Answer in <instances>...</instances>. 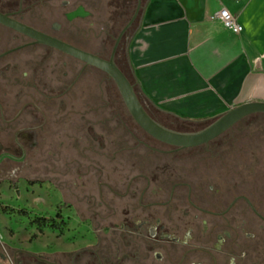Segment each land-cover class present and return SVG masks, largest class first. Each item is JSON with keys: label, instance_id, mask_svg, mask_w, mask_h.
Instances as JSON below:
<instances>
[{"label": "rangeland", "instance_id": "1", "mask_svg": "<svg viewBox=\"0 0 264 264\" xmlns=\"http://www.w3.org/2000/svg\"><path fill=\"white\" fill-rule=\"evenodd\" d=\"M98 1L93 17L66 38L109 59L135 6L124 7L121 0ZM134 24L120 40L118 61ZM30 42L18 35L6 51ZM1 67L8 69L0 70V103L5 106L0 113V264H83L89 256L83 250L61 252L82 239L81 233L94 245L87 249L98 251L103 259L131 254L138 240L132 236L135 222L152 218L151 225L166 218L167 210L146 212L144 207L169 201L172 189H177L175 227L180 234L190 231L198 240L195 247H210L202 221L209 227L211 220L187 203L189 189L246 193L264 217V116L237 123L205 146L178 150L135 124L104 73L84 68L69 56L31 45L8 55ZM19 111L22 116L6 124ZM82 114L95 125L93 140L80 139L84 135L72 129ZM151 116L175 132L199 131L195 124ZM22 134L27 135L23 140ZM197 192L192 203L201 200ZM67 220L77 224L70 226ZM246 232V264H264V222L250 209Z\"/></svg>", "mask_w": 264, "mask_h": 264}, {"label": "crops", "instance_id": "2", "mask_svg": "<svg viewBox=\"0 0 264 264\" xmlns=\"http://www.w3.org/2000/svg\"><path fill=\"white\" fill-rule=\"evenodd\" d=\"M95 2L99 1L0 0V12L9 14L19 6L22 22L27 26L49 35L50 30L56 31L61 34L54 36L57 39L94 54L66 38L85 21H69L66 15L82 7L93 17ZM139 2L140 11L122 59L115 57V63L134 86L139 101H145L147 107L140 103L151 119L157 122L151 114L165 116L198 125L201 130L230 109L264 103V0ZM222 9L235 18L241 32L233 33L223 27L217 18ZM53 25L58 28L52 29ZM17 36L0 25V52L16 42ZM261 116L264 115L249 116L238 124ZM94 126L82 114L72 129L84 135L80 139L93 140ZM76 133L71 134L74 140L78 138ZM68 223L73 226L75 222ZM85 234L81 233L82 239L61 252L72 254L94 246L83 240Z\"/></svg>", "mask_w": 264, "mask_h": 264}, {"label": "flooded vegetation", "instance_id": "3", "mask_svg": "<svg viewBox=\"0 0 264 264\" xmlns=\"http://www.w3.org/2000/svg\"><path fill=\"white\" fill-rule=\"evenodd\" d=\"M121 1L124 7L126 5L130 6L131 4H134L136 9L137 2L133 0ZM18 7L12 13L18 12V15H16L15 18L22 22V8ZM91 18L92 15L89 13L88 17L82 19L87 20ZM52 29H56V26L53 25ZM18 35L22 36L20 34ZM127 39L128 36L125 40V44ZM8 51L2 52L0 56ZM18 51L19 50L10 54ZM8 55L0 57V62ZM2 69L5 70L8 68L1 67L0 70L2 71ZM4 109L5 106L0 103L1 114H3ZM22 114L23 111H19L16 117L8 121L6 124L16 122ZM25 136L27 135L22 134L20 139L23 140ZM30 137L31 139H34V135H31ZM1 148L2 146L0 145V149ZM176 190L177 189L171 190L169 201L144 207L143 210L146 212L153 208H163L164 210H167L166 218H157L151 225L149 222L152 218L135 222L137 225H134L135 232L132 233V236L138 240L134 244V250L131 251V254L125 253L120 257L111 258L112 261H110L103 259L96 250L85 249L81 252L88 253L89 256H87V262L83 264H246L247 247L244 244H247L250 236L246 232L248 226V210L250 209L260 221L264 222V217H262L257 211L258 206L251 201L249 195L246 193L238 194L235 189L228 190L229 193L223 192L219 189L214 193H212L213 189H208V191L200 189L199 193L196 192L198 193V198L200 197L201 200L192 203L190 199L196 192L193 193V190L189 189V194L186 197L187 203L191 205L199 215L209 217L211 220L209 227H207L206 221H202L204 236L207 237L206 240L210 243V247L204 249L195 247L194 244L198 240L190 233V231L186 234H180V228L175 227L174 215L178 208L175 207V202L173 200L176 195ZM229 194H235V196L228 202ZM203 200L207 202L209 209L201 206ZM234 211H236L237 214L233 219ZM198 218L199 217H197V219ZM123 238H126V236L124 235ZM125 244L127 245L126 248H132V246L129 245L130 243ZM72 264H74V262H72Z\"/></svg>", "mask_w": 264, "mask_h": 264}, {"label": "water", "instance_id": "4", "mask_svg": "<svg viewBox=\"0 0 264 264\" xmlns=\"http://www.w3.org/2000/svg\"><path fill=\"white\" fill-rule=\"evenodd\" d=\"M139 11L140 2L138 0L132 17L115 40V44L112 48L109 59L100 58L97 55L88 53L64 41H61L56 37L42 33L30 26H27L15 18L16 15H18V12L9 14L0 12V25L11 29L12 31L28 38L31 41L26 45L8 51L0 57L8 55L27 46L40 45L56 50L83 63L85 66L101 71L110 80H112L116 86L120 98L135 124L152 139L178 150L192 149L206 145L229 131L243 119L256 114L264 115V103H248L230 109L204 129L192 133H180L169 130L151 119L140 104L134 86L118 69L114 60L120 40L137 20ZM88 16V12H86L82 7H78L75 11L68 13L66 18L67 20L72 21L77 18H86Z\"/></svg>", "mask_w": 264, "mask_h": 264}, {"label": "built area", "instance_id": "5", "mask_svg": "<svg viewBox=\"0 0 264 264\" xmlns=\"http://www.w3.org/2000/svg\"><path fill=\"white\" fill-rule=\"evenodd\" d=\"M217 18L224 28L232 31L233 33H239L242 31V27L236 22L235 18L226 9H222L217 14Z\"/></svg>", "mask_w": 264, "mask_h": 264}, {"label": "trees", "instance_id": "6", "mask_svg": "<svg viewBox=\"0 0 264 264\" xmlns=\"http://www.w3.org/2000/svg\"><path fill=\"white\" fill-rule=\"evenodd\" d=\"M57 216H59V214H57Z\"/></svg>", "mask_w": 264, "mask_h": 264}]
</instances>
